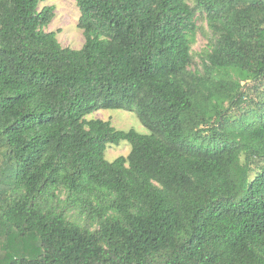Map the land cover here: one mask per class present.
<instances>
[{
  "label": "trees",
  "instance_id": "16d2710c",
  "mask_svg": "<svg viewBox=\"0 0 264 264\" xmlns=\"http://www.w3.org/2000/svg\"><path fill=\"white\" fill-rule=\"evenodd\" d=\"M42 1L0 0V264H264V0H76L79 50Z\"/></svg>",
  "mask_w": 264,
  "mask_h": 264
},
{
  "label": "rangeland",
  "instance_id": "374dc122",
  "mask_svg": "<svg viewBox=\"0 0 264 264\" xmlns=\"http://www.w3.org/2000/svg\"><path fill=\"white\" fill-rule=\"evenodd\" d=\"M54 7L55 17L46 28L47 32H55L61 45L65 48L75 50L81 49L85 44L83 31L78 27L80 11L76 0H44L40 3L39 10L44 7ZM198 35L193 45V55L196 61L200 62L199 54L207 45V27L204 20H199ZM98 118L111 121L117 130L128 131L134 129L140 134H149V130L144 127L135 111H124L118 109H100L92 111L87 119ZM131 152V145L128 142H121L119 145L108 144L106 146L105 158L109 162L115 161L119 157H127ZM3 164V157L0 156V166Z\"/></svg>",
  "mask_w": 264,
  "mask_h": 264
}]
</instances>
